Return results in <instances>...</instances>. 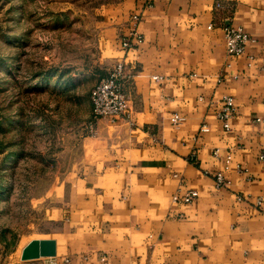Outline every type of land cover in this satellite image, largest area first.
<instances>
[{
  "label": "crops",
  "instance_id": "obj_1",
  "mask_svg": "<svg viewBox=\"0 0 264 264\" xmlns=\"http://www.w3.org/2000/svg\"><path fill=\"white\" fill-rule=\"evenodd\" d=\"M118 4L101 35L124 64L130 119L96 120L64 206L46 210L59 222L45 237L56 264H264V0ZM133 13L143 42L123 49ZM225 24L252 36L244 54L226 53ZM223 95L235 105L228 130L216 114ZM188 192L190 203L172 201ZM21 249L5 264H39Z\"/></svg>",
  "mask_w": 264,
  "mask_h": 264
},
{
  "label": "rangeland",
  "instance_id": "obj_2",
  "mask_svg": "<svg viewBox=\"0 0 264 264\" xmlns=\"http://www.w3.org/2000/svg\"><path fill=\"white\" fill-rule=\"evenodd\" d=\"M120 1L0 0V264L58 228L46 210L81 172L89 91L115 63L101 29Z\"/></svg>",
  "mask_w": 264,
  "mask_h": 264
},
{
  "label": "built area",
  "instance_id": "obj_3",
  "mask_svg": "<svg viewBox=\"0 0 264 264\" xmlns=\"http://www.w3.org/2000/svg\"><path fill=\"white\" fill-rule=\"evenodd\" d=\"M139 14L133 13L131 15L132 25L126 36L121 38L120 46L123 49H130L138 47L143 42V35L137 31L136 23L139 20ZM211 27V24H209ZM225 51L230 56L238 57L245 52L246 45L253 41L252 36L239 26L232 24H225L222 27ZM251 60L252 57L249 56ZM262 66H264V58H262ZM249 64V63H248ZM123 62L116 61L106 76L100 78L89 91V100L91 104L90 119L86 123V129L94 133L95 122L98 118H112L124 117L130 119V112L128 101L123 91ZM154 79H160L159 76H153ZM235 105L234 99L230 95H223L219 100V107L217 110V118L220 120L224 130L230 127V121L234 115ZM183 117L179 113H172L170 121L173 125H178L183 121ZM217 149L213 151L217 153ZM231 165V154L228 153L224 159L223 170L229 169ZM236 168H240L237 165ZM214 184L216 187H222L228 184V180L223 175L222 170L214 173ZM194 195L191 192L183 195L173 194V202L190 203ZM258 200V204H259ZM39 264H56L55 256L40 257ZM67 261V260H65Z\"/></svg>",
  "mask_w": 264,
  "mask_h": 264
},
{
  "label": "water",
  "instance_id": "obj_4",
  "mask_svg": "<svg viewBox=\"0 0 264 264\" xmlns=\"http://www.w3.org/2000/svg\"><path fill=\"white\" fill-rule=\"evenodd\" d=\"M56 243L52 238H33L21 250V260L55 256Z\"/></svg>",
  "mask_w": 264,
  "mask_h": 264
}]
</instances>
